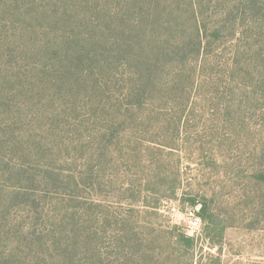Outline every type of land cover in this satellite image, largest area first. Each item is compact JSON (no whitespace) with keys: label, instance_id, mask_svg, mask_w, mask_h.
I'll use <instances>...</instances> for the list:
<instances>
[{"label":"trees","instance_id":"obj_1","mask_svg":"<svg viewBox=\"0 0 264 264\" xmlns=\"http://www.w3.org/2000/svg\"><path fill=\"white\" fill-rule=\"evenodd\" d=\"M80 1L0 0V30L6 28L0 32V264H111L103 251L111 222L107 214L99 219L95 215L93 208L99 203L82 190L79 161L89 153L93 173L116 164L110 150L122 147L128 120L127 128L137 136L127 139V146L151 143L158 150L175 149L173 137L179 136L182 119L170 117L176 127L172 138L145 142L140 128L146 122L138 107L167 101L180 85L190 96L196 86H208L224 90L227 97L238 74L243 101H249L245 92L250 90L257 113L264 118V66L249 69L253 41L255 54L264 58V0H84L88 7H103V20L88 23L93 28L90 34L82 25L85 14L70 8ZM27 3L56 25L72 28H37L21 22L17 34L7 33L9 25L18 29L20 24L7 17L21 15V4ZM22 25H30V30ZM57 31L61 36L51 38ZM32 32L36 36L29 44L34 48L20 50L24 34L32 38ZM113 32L114 37L108 35ZM106 45L125 60L117 66L106 59L90 68L94 59L106 55L105 49L96 47ZM24 58L36 63L26 66ZM159 72H163L160 79L166 75L163 83H157ZM62 73L63 78L73 77L64 99L56 79ZM215 77L223 87L212 84L210 78ZM82 96L88 101L84 105ZM106 109L112 115L107 124L112 126H103ZM119 111L125 112L121 119ZM151 114L161 116L158 111ZM227 138L223 145L230 141ZM134 151L128 156L130 163L138 161ZM255 175L256 183L264 185V169ZM196 201L189 204L201 205L199 215L207 220V205ZM96 222L103 225V235L93 228ZM124 237L119 236L123 246ZM175 238L188 250L194 247L195 240L187 234Z\"/></svg>","mask_w":264,"mask_h":264},{"label":"rangeland","instance_id":"obj_2","mask_svg":"<svg viewBox=\"0 0 264 264\" xmlns=\"http://www.w3.org/2000/svg\"><path fill=\"white\" fill-rule=\"evenodd\" d=\"M21 6V15L11 13L7 17L8 22H20L18 29L10 28L12 26L9 25L7 33L17 34L21 22L37 28L50 29L51 25L59 26L58 30L72 28L66 23L56 25L43 15L44 11L39 10L40 13H37L36 8L28 6V3ZM70 8H76L85 14L87 19L82 25L88 27L86 34L93 31L88 26L90 20H103L100 14L103 8L101 4L88 7L81 0L75 7ZM107 8L105 6L106 11ZM18 16L17 20L15 17ZM78 24L79 21H76L75 25ZM22 26L27 28V32L30 30V25ZM84 28L82 27L83 30ZM0 32L5 33L6 28ZM42 32L48 34L49 30ZM31 34L32 38L29 34H24L21 45L18 46L20 50L34 48L35 44L29 43L36 35L33 32ZM57 34L59 37L62 33L54 32L51 38L56 39L54 35ZM114 34L113 32L108 35L114 37ZM262 42L264 43V39ZM252 44L253 53L249 54L252 65L249 69L256 71L254 66H264V58L255 54V42ZM96 49H105L106 55L94 59L90 68L93 65L97 68V64L106 59L117 66L125 60L124 55L119 54L115 48L111 49L110 45ZM34 63L36 59H25L26 66ZM165 69L164 67V72ZM162 73L159 72L157 83L165 81L166 75L160 79ZM56 79L64 89L61 92L64 99L63 94L68 91L73 77L66 75L63 78L62 73ZM210 79L212 84L223 87L219 77ZM234 82L236 84L230 86L227 97L223 95L224 90L217 87L215 91L208 86H196L191 90L190 96L183 92V86L180 85L172 91L173 95H169L167 101L159 100L154 105L150 103L147 107H138L141 110L139 117H144L146 122L140 128L145 142L158 140L159 137V140L172 138L169 135L175 132L176 127L172 126L170 117L182 119V129L177 133L179 136L173 137V141L177 142L175 149L158 150L151 143H145L144 147L127 146L126 140L137 136L133 129L127 128L130 122L128 120L123 125L122 132L127 133H123L122 147L117 146L110 150L114 156L113 158L110 154V158L116 164L105 165L104 169H96L93 173L90 171L93 161L88 156L89 153L79 161L80 168L83 167V178L80 181L82 190H87L91 199L99 203L93 208L95 215L99 219L107 214L111 222V227H106L107 240L104 239L103 242V251L108 255L111 264H264V185L254 180L255 174L264 169V118H260L257 113L250 90L245 92L249 101H243L244 92L240 91L242 81L238 74ZM246 85L252 87L249 86L250 83ZM187 90L190 91V88ZM180 92L189 98L182 97ZM156 94L155 100H158L160 94ZM84 98L81 97L83 105L88 102ZM184 102L187 105L185 113ZM257 107L261 110V106ZM151 111H158L161 116L152 115ZM124 113L119 111L121 116L117 115V118L121 119ZM161 117L165 119L161 120ZM103 119V126H112V123L107 124V120L112 119L108 110ZM89 128L87 130H91ZM227 136L230 141L223 145L222 141ZM134 149L132 156L138 154V161L130 163L128 156ZM84 196L86 197V193ZM192 200L207 205V220L199 215L201 205L192 207L189 204ZM190 210H194L202 219L199 236L191 235L187 217ZM122 220L124 224H120ZM102 226L96 222L93 228L103 235ZM180 233L195 240L191 250L175 241V236ZM119 236H125L124 246L119 244ZM94 240L95 243L98 241L96 237Z\"/></svg>","mask_w":264,"mask_h":264},{"label":"built area","instance_id":"obj_3","mask_svg":"<svg viewBox=\"0 0 264 264\" xmlns=\"http://www.w3.org/2000/svg\"><path fill=\"white\" fill-rule=\"evenodd\" d=\"M187 217L189 220V225L191 229V235L193 237L199 236L201 234V228H202V219L201 217L194 211L190 210L187 213Z\"/></svg>","mask_w":264,"mask_h":264}]
</instances>
